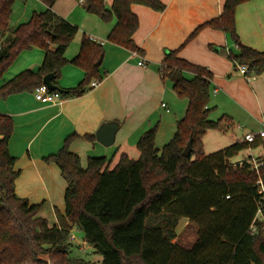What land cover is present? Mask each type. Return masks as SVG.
Masks as SVG:
<instances>
[{
    "label": "trees",
    "instance_id": "1",
    "mask_svg": "<svg viewBox=\"0 0 264 264\" xmlns=\"http://www.w3.org/2000/svg\"><path fill=\"white\" fill-rule=\"evenodd\" d=\"M17 1L25 0H0V81L23 52L40 49L45 56L39 70H26L0 86V102L13 95H33L49 74L63 101L82 97L93 81L102 80L96 67L105 53L101 44L84 37L78 55L71 61L66 58L78 28L53 11L58 0H44L48 7L44 12L13 28L10 20ZM83 1L89 14L106 24L116 21L109 43L139 55L144 52L134 41L139 19L132 6L159 13L166 8L161 0H114L111 8L106 0ZM251 1L224 0L221 16L196 29L186 44L203 28L221 31L239 45L229 56L234 65L248 66V75H261L264 53L244 46L236 28L237 8ZM179 50L169 51L160 68L162 79L188 101L173 138L160 149L159 127L152 128L137 144L139 159L122 155L110 170L106 158H90L83 168L80 157L69 151L71 140L78 136L69 137L57 154L44 159L59 168L67 183L65 211L56 210L53 226L40 216L45 202L32 204L16 193L21 173L9 151L14 122L0 115V264H97L75 252H80L71 241L75 228L93 254L101 257L98 264H264V222H255L257 233L251 232L261 199L258 177L246 162L241 167L232 163L260 141L236 142L213 154L204 153L207 132H226L233 124L226 115L211 119L212 74L180 58ZM68 65L82 69L85 77L77 87L63 89L59 80ZM83 138L95 141L94 135ZM191 138V155L185 157ZM182 219L196 227L197 238L191 245L178 240Z\"/></svg>",
    "mask_w": 264,
    "mask_h": 264
},
{
    "label": "crops",
    "instance_id": "2",
    "mask_svg": "<svg viewBox=\"0 0 264 264\" xmlns=\"http://www.w3.org/2000/svg\"><path fill=\"white\" fill-rule=\"evenodd\" d=\"M25 1L32 3L31 16L48 8L44 0ZM113 1L106 0L107 8H111ZM161 1L166 6L162 13L140 5L132 6L139 19L134 41L144 52L139 56L108 42L115 20L104 23L89 14L81 0H58L55 3L53 11L78 28L66 58L71 61L78 55L84 37L101 44L105 51L99 70L102 80L93 81L82 97L66 99L62 103L43 104L27 93L0 102V115L9 116L14 122L9 151L17 159L16 170L21 173L16 181L19 197L32 204L48 199L52 207L59 203V207L62 204L65 208L56 184L61 172L55 164H48L44 159L57 154L71 136L78 138L71 140L70 152L77 154L81 161L110 159L111 169L117 166L122 155L139 159V140L156 126L159 127L157 147L158 144H167L181 120L178 117L186 114L188 108L184 101L177 99L179 96L172 84L162 79L160 68L169 51L180 49V58L210 71L209 108L214 109L217 120L225 115L231 118L239 135L243 136L240 139L236 134L234 141L242 142L247 134L264 129V73L243 76L226 52V49L235 50L236 44L221 31L203 28L186 44L196 29L221 16L224 0ZM236 28L244 46L264 53V0L240 5L236 12ZM44 56L42 50L23 52L21 63L15 67L12 65V72L9 69L4 74L0 86L26 70H39ZM139 61H144L145 67L139 66ZM186 76L193 78L191 74ZM84 77L82 69L68 65L62 70L59 86L75 88ZM94 82L99 84L93 87ZM162 104L167 107L163 108ZM177 110L179 114L173 117V111ZM109 122L118 123L119 130L111 149H106L98 143L96 133ZM87 135H94L95 141L84 139ZM259 141L263 143L264 139Z\"/></svg>",
    "mask_w": 264,
    "mask_h": 264
},
{
    "label": "rangeland",
    "instance_id": "3",
    "mask_svg": "<svg viewBox=\"0 0 264 264\" xmlns=\"http://www.w3.org/2000/svg\"><path fill=\"white\" fill-rule=\"evenodd\" d=\"M32 12H33V10H32V3L31 2H29V1H17L13 7V14L11 16L12 20H10L11 27L14 28V26H17V25L19 26L21 24L27 23L32 17L31 16ZM73 43H74V41H73ZM73 43L71 44V46H73ZM71 46H70V48H71ZM34 50L40 51V49H34ZM233 51H236V50H233ZM21 57L17 58L13 62L12 65L14 67L18 66L21 63L20 62L22 59ZM11 67L9 69L12 72L14 67L12 69H11ZM33 96H34V94H33ZM177 99L180 101H184V103H186V108H187L188 102L186 99H182L180 97H177ZM186 108H185V111H186ZM177 114H179L178 110L176 112L173 111V113H172L173 117ZM214 114H216V113L213 112L211 114V118L214 120H217L216 118H218V117L215 118ZM184 116H185V112L182 113L180 115V117H178L179 120L182 119ZM208 132L209 133H208L207 139H205V137H204V139H205V141H204V153L206 155L213 154L215 152H218L224 148H227V147L235 144L238 141H234L233 137L236 134L237 135L240 134V132H238V130H237V126L234 127L232 125L227 126L226 132H221V131H208ZM242 137L243 136L241 135L239 138L241 139ZM163 146H164V144L163 145L158 144V148H160V149L163 148ZM111 147H106V149H111ZM251 156L256 158V159H259V158L264 159V142L263 143L259 142V144L256 147H252V148L243 150L242 152L239 153L238 156H236L235 158L232 159V163L242 162ZM108 162H109V166H110L111 165L110 159L107 160V163ZM81 165L83 168H87L88 161H81ZM110 170H112V169L110 168ZM35 184H38V183L35 182ZM56 184L58 186V190L60 191L59 197L61 198L62 202L64 203V196H65V192H66V188H67V183L64 180V178L62 177V175H60V178H58V181ZM63 187H65L64 190H63ZM55 201H56V199H55ZM58 204L59 203H56L55 207H52L49 200L46 199L44 208L41 211L40 216L43 218H46L48 220L50 226H53L57 222L56 210L58 212H60L61 214H64V211H65L64 205L60 204L61 207H59ZM177 233H178V240L183 245H191L194 243V241L197 238L196 227L191 222H189L187 219H182L180 221L178 229H177ZM72 235H74V237L76 239L75 241H72V242L75 245L79 246V248H80L79 249L80 252L75 251L76 253L80 254L81 256L86 258L87 260H90V261L97 263V264L102 260L100 256H96L93 254V251L89 245L83 244L84 243L83 242V233L79 229L75 228L72 232Z\"/></svg>",
    "mask_w": 264,
    "mask_h": 264
},
{
    "label": "built area",
    "instance_id": "4",
    "mask_svg": "<svg viewBox=\"0 0 264 264\" xmlns=\"http://www.w3.org/2000/svg\"><path fill=\"white\" fill-rule=\"evenodd\" d=\"M81 2H83V0H81ZM235 50H239V45H235ZM231 49H226L227 55L230 56L231 53ZM134 56H139V54L137 53H133ZM139 66L141 67H145V62L144 61H139L138 63ZM237 68L239 70V72L243 75V76H247L248 75V71H249V67L246 65H242V64H237ZM99 84V82H94L92 84L93 87H96ZM216 91L214 90V93ZM34 97L38 102H41L43 104H56V103H62L63 100L60 96V94L58 92H51L45 85H42L41 87H39L35 93H34ZM163 108H166V104H162ZM257 139H264V129L258 133H249L244 137V141L249 143V144H253L257 141ZM244 162H246L249 167H250V171L255 172L257 177H258V181H257V185L260 188L261 191V199L258 203V212H257V216L256 219L253 223V225L251 226V232L253 234L257 233V226L255 224V222H264V161L258 160L254 157H250V159H248V161H242V162H238V163H233L234 167L237 166H243ZM75 237L74 235L71 236V241H75Z\"/></svg>",
    "mask_w": 264,
    "mask_h": 264
},
{
    "label": "water",
    "instance_id": "5",
    "mask_svg": "<svg viewBox=\"0 0 264 264\" xmlns=\"http://www.w3.org/2000/svg\"><path fill=\"white\" fill-rule=\"evenodd\" d=\"M104 55H101L100 59L96 63V67H100L103 61ZM53 75L49 74L44 77L43 85H45L51 92L59 91L58 87L52 84ZM119 130V124L115 122L104 123L96 133L97 141L105 147H110L115 143L116 135ZM193 139L191 138L187 147L183 152V156L190 157L192 151Z\"/></svg>",
    "mask_w": 264,
    "mask_h": 264
}]
</instances>
